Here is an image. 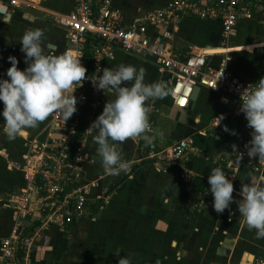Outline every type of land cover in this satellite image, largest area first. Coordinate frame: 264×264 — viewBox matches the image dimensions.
<instances>
[{
  "label": "crops",
  "instance_id": "1",
  "mask_svg": "<svg viewBox=\"0 0 264 264\" xmlns=\"http://www.w3.org/2000/svg\"><path fill=\"white\" fill-rule=\"evenodd\" d=\"M33 1L38 4L29 2L30 6L22 5L5 20L0 19V78L8 79L5 73L11 66L7 59L9 56L16 57L20 70L27 67L19 43L25 31L40 28L45 39L55 45L54 54L65 53L64 31L48 18L69 12L74 0ZM108 1L121 12L124 23H129L177 0ZM31 9L36 10L38 15L34 16L29 11ZM166 32L168 37L162 38L164 43L172 53L182 58L199 52L217 55L227 51L250 50V58L227 65L228 68L252 83L264 77V0L257 4L253 18L241 19L234 35L229 37L223 35L218 19L192 16H184L176 26L151 28L153 36ZM246 34L250 35L249 45L234 47L231 40ZM221 40L227 41L225 47L219 46ZM210 62L213 65L219 63L215 58ZM120 64L133 65L138 70L143 68L146 84L163 83L169 77L166 71L160 70L150 53L116 50L112 59L102 62V68H115ZM112 98L111 93L98 92L97 106L85 110L79 126L84 160L78 172L70 178L68 190L85 195L88 217L79 218L70 225L72 228L69 231L64 230L69 235L56 225L53 226L55 232L46 228L56 235L45 231L39 243L34 244L35 264H74L61 256L56 258L59 247L50 239L65 236L81 238L84 234L86 243L93 248L102 243L103 248L122 245L126 249L127 241L135 243V248L142 249L138 259L141 264H253L255 260L264 258V238H257L256 230L249 229L242 222L237 204L233 202L229 209L217 213L212 207V194L208 191L207 177L216 167L223 169L231 179L234 200L242 199L238 193L242 185L249 183L251 174L258 178L264 176V170L240 169L232 173L226 168V158L233 150L231 146L235 144L238 147L242 141L251 138L244 126V118L238 113V101L200 87L194 100L190 97L188 103L182 98L173 99L169 94L146 102L149 123L152 128L164 133L163 140L157 137L154 146H146L137 139L125 141L122 156L131 164L132 171L130 174L109 175L102 167L93 134L87 129L102 113L107 100ZM0 105L2 111L3 103L0 102ZM221 115L224 118L219 123L217 118ZM50 118L51 114L37 127L28 128L27 135H17L13 146L7 143L6 149L11 154L6 149L3 152L8 159L11 157L13 162H17L16 165L10 162L9 167L21 168L19 165L24 164L22 156L28 141L43 137L42 131ZM224 126L236 134L225 132ZM180 140L189 142L181 161L169 166L166 171L155 168L153 157ZM13 179L15 181L10 183L16 190L24 187L21 175L18 181L17 177ZM31 196L34 198V194ZM201 200L206 205L205 209ZM143 243L148 245L143 248ZM245 255L250 256V261L243 259ZM103 257H90L85 263L80 260L77 263H117L116 259H112L111 251Z\"/></svg>",
  "mask_w": 264,
  "mask_h": 264
},
{
  "label": "built area",
  "instance_id": "2",
  "mask_svg": "<svg viewBox=\"0 0 264 264\" xmlns=\"http://www.w3.org/2000/svg\"><path fill=\"white\" fill-rule=\"evenodd\" d=\"M254 0H177L163 9L150 11L147 15L129 23H124L120 11L114 9L108 0H74L72 9L56 15L57 25L64 31L65 53H71L80 59L87 69L86 77L73 93L76 97V112L66 121L59 113H52L47 126L42 131L43 137H34L27 143L23 154L22 178L24 187L17 196L16 217L8 233L0 239V264H35L31 247L34 236L27 231L23 221L30 214L45 215L52 224L72 225L87 210L85 195L68 190L70 178L78 172L83 162L82 139L79 126L85 110L97 106V90L94 81L97 69L102 62L110 60L116 50L130 53H150L160 70L169 77L163 81L169 95L182 98L188 103L196 86L232 97L238 101L248 87L255 83L246 81L232 72L226 65H213L205 55L179 57L171 52L162 38L153 36L151 28L176 26L184 16L199 19H218L226 37L235 33L240 18H249ZM22 5L30 6L27 0H0V19L5 20L15 9ZM244 118V126L247 127ZM242 141L237 151L243 152L242 159L232 151L226 158V168L232 173L240 169L264 170V161L249 158ZM189 142L180 140L161 151L154 159L155 168L166 171L185 156ZM34 194L36 197L33 201ZM50 215V216H48ZM264 263V258L256 260Z\"/></svg>",
  "mask_w": 264,
  "mask_h": 264
},
{
  "label": "clouds",
  "instance_id": "3",
  "mask_svg": "<svg viewBox=\"0 0 264 264\" xmlns=\"http://www.w3.org/2000/svg\"><path fill=\"white\" fill-rule=\"evenodd\" d=\"M19 43L27 67L20 70L16 57L9 56L11 66L5 73L8 79L0 78V102L3 103L0 120L9 140L27 135L28 128L37 127L54 112L61 114L65 121L70 118L77 110L73 95L75 85L87 79V69L81 60L71 53L54 54L55 45L45 39L40 28L25 31ZM97 72L102 74L92 80L94 87L111 93L113 98L107 100L102 113L87 131L93 134L104 170L109 175L130 174L132 166L122 156L123 143L137 139L146 146H154L157 137L163 140L164 133L149 123L146 102L163 98L169 91L161 82L146 84L145 70L133 65L120 64L115 68L97 69ZM239 111L247 127L252 129L251 139L244 146L246 154L250 159L264 161V77L251 90L247 87L242 92ZM223 118V115L217 118L219 123ZM223 130L236 134L227 126ZM231 147L242 159L244 153L237 151L235 144ZM207 179L214 211L223 213L235 202L242 222L256 230L257 238H264V176L258 178L251 174L249 183L242 185L238 193L240 200H234L233 183L223 169L213 168ZM200 203L205 209L203 200ZM117 264H131V260L120 256Z\"/></svg>",
  "mask_w": 264,
  "mask_h": 264
},
{
  "label": "rangeland",
  "instance_id": "4",
  "mask_svg": "<svg viewBox=\"0 0 264 264\" xmlns=\"http://www.w3.org/2000/svg\"><path fill=\"white\" fill-rule=\"evenodd\" d=\"M259 1L260 0H254L253 4L250 5V7H252L251 16L249 18H240L239 21L241 19H252L253 18V12H254L257 4H259ZM32 9L29 11L31 13H33L34 16H37L38 15L37 11L32 10ZM55 17L56 16H53V18H48V19L53 24L57 25ZM239 21H238V23H239ZM237 26H238V24H237ZM221 28H222V26H221ZM231 41H234V44H233L234 47L247 46L250 43V35L249 34L242 35L241 38H239V39L237 38V40L235 39V40H231ZM226 45H227V41H224V40H221V42L219 43V46H222V47H225ZM231 48H233V47H231ZM128 53H130V52H128ZM199 54L205 55L208 62H210V60L212 58H215L219 62L218 65L224 64L226 66L227 65L230 66L231 64L235 63L236 61L245 62L247 57L250 58V50H243V49L237 50V51H227L224 53H217V55H213V54L211 55V54H207L205 52H199L198 54H195V55H199ZM101 69H103L102 66H101ZM0 107H1V105H0ZM0 111H1V109H0ZM0 119H2V118H0ZM2 128H3V121L0 120V237L3 236L5 233H7L8 229L11 227V225L15 221V217H16L15 208L17 207V199L16 198H17L18 194H20L22 192L21 191L22 188L19 190H16L15 187H12L11 183L13 181H15V179H13V178L17 177L16 181H18V177L20 175L22 178L21 169L23 168V165L18 164L21 168L20 169L18 168L19 170L14 169L13 165H16L17 162L16 161L13 162L11 157L8 159L6 152L5 153L3 152V150L7 148L6 147L7 143H9L11 145L14 144L16 138L14 140H9L7 138V136L3 133ZM6 151H7V149H6ZM8 153H9V155L11 154L10 152H8ZM5 159H8V160H5ZM10 162L13 164L12 167H9ZM8 171H10V172H8ZM19 173H20V175H19ZM182 177L184 178L185 175L182 174ZM10 181H11V183H10ZM35 199H36V197H34L32 200L35 201ZM86 215H88V213L84 212L82 214V216H80L79 218L80 219L87 218L88 216H86ZM48 216H50V215H48ZM23 224L25 227H28L27 231L30 232V234H32L34 236V239L32 240L33 244H36V242H37V244L39 243V241L42 238V236L44 235L45 231L50 233L51 231H49V230H51V228H52L53 232L56 231L55 229H53L54 228L53 226L55 224H52L51 221H48L45 218V215H43V213H41V214H34V213L30 214L29 217L25 218V220L23 221ZM56 226H57V228L58 227L61 228L62 231L65 233V235L70 234V233L65 232L64 230L69 231L70 228H72V226H70V225L69 226H63V227H61L59 225H56ZM46 228L49 230L47 231ZM52 234L56 235V233H52ZM86 239H87L86 234H84L83 237H81V238H79L78 236H74V237L71 236L69 238L67 236H65L61 239H59L58 237H56V238L54 237V238H51L50 241L54 244H58L59 251L56 254V258L61 256L62 259H65L67 261H71L74 264H79V263H77L78 260L83 261L85 263L88 261L87 259L90 257L104 258L103 256H106V253L109 251H111L112 259H116L117 262H118V259L120 258V256H124V257H128L131 260V264H141L138 259H140L142 249L135 248V243H133V242L127 241L128 247L126 249H123L122 245H120V246L117 245V247L108 249L107 247L103 248L102 243H98L97 248L90 247L86 243L87 242ZM143 244H144V245H142L143 248H145V246L148 245L147 243H143ZM35 247H36L35 245H33L31 247L32 255H33V252L35 250ZM117 253H119V256L117 255ZM149 256H151L150 253H149ZM259 260H261V258ZM253 264H257L256 260ZM262 264H264V263H262Z\"/></svg>",
  "mask_w": 264,
  "mask_h": 264
},
{
  "label": "bare ground",
  "instance_id": "5",
  "mask_svg": "<svg viewBox=\"0 0 264 264\" xmlns=\"http://www.w3.org/2000/svg\"><path fill=\"white\" fill-rule=\"evenodd\" d=\"M27 1L31 2V3L34 4V5L38 4L37 2H35V1H33V0H27ZM177 98H178V97H177ZM243 259H244V260L247 259V260L250 261V256L245 255V256L243 257Z\"/></svg>",
  "mask_w": 264,
  "mask_h": 264
},
{
  "label": "water",
  "instance_id": "6",
  "mask_svg": "<svg viewBox=\"0 0 264 264\" xmlns=\"http://www.w3.org/2000/svg\"><path fill=\"white\" fill-rule=\"evenodd\" d=\"M197 90H199V87H198V86H196L195 89H194V91H193V94H192V96H191V99H192V100H194V98H195V96H196V92H197Z\"/></svg>",
  "mask_w": 264,
  "mask_h": 264
}]
</instances>
